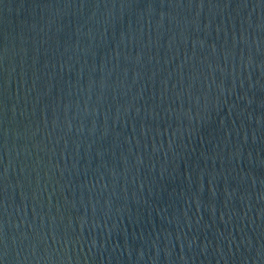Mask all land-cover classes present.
Masks as SVG:
<instances>
[{
	"label": "water",
	"instance_id": "95a60500",
	"mask_svg": "<svg viewBox=\"0 0 264 264\" xmlns=\"http://www.w3.org/2000/svg\"><path fill=\"white\" fill-rule=\"evenodd\" d=\"M0 264H264V0H0Z\"/></svg>",
	"mask_w": 264,
	"mask_h": 264
}]
</instances>
